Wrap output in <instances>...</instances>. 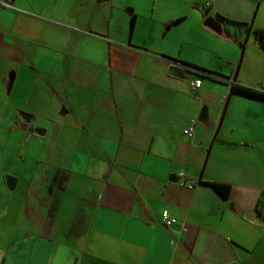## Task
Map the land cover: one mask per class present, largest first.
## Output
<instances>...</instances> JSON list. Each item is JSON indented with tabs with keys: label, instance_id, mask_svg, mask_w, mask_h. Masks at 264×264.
<instances>
[{
	"label": "crops",
	"instance_id": "1",
	"mask_svg": "<svg viewBox=\"0 0 264 264\" xmlns=\"http://www.w3.org/2000/svg\"><path fill=\"white\" fill-rule=\"evenodd\" d=\"M259 8L0 0V264H264L261 187L232 183L240 169L222 155L224 113L210 104L199 121L211 75L193 67L222 76L229 105L248 56L243 45L221 53L237 65L227 75L190 53L208 50L203 38L240 43L237 22ZM209 16L222 34L204 25ZM188 35L195 49L185 51ZM242 96L248 111H264V100ZM31 124L43 134L28 135ZM211 182L230 184L229 197ZM164 210L177 224H163Z\"/></svg>",
	"mask_w": 264,
	"mask_h": 264
},
{
	"label": "rangeland",
	"instance_id": "2",
	"mask_svg": "<svg viewBox=\"0 0 264 264\" xmlns=\"http://www.w3.org/2000/svg\"><path fill=\"white\" fill-rule=\"evenodd\" d=\"M258 1L260 2L258 11L253 10L249 14H245L247 20L241 19V21L247 23L253 22V29L257 27L264 28V0H257V3ZM179 32V30H176L171 35H179ZM242 33L243 37L240 43L203 38L202 42L205 43V46L207 45V51L193 48L188 35L185 40V51H190L188 48L195 49L196 51L192 50L193 52L190 53L193 56L195 55L197 61L202 57L207 65L212 64L214 67L223 70L227 75H231L233 72V75H235L237 65L229 62V59L224 58L223 60L220 54L231 55L234 53L235 47L233 46H237L241 54V45H244V51L249 62L247 66L243 63L238 74V81L242 85L264 91V51L255 38L254 30L248 31L244 26ZM178 45L180 46V42ZM203 81L208 90L204 95L206 102L202 107L211 104L213 109H219L220 114L224 113L223 123L219 130V139L226 141V149L222 155L233 167L240 169V172L234 170L233 173H230L231 175L229 174V177L233 180L232 183L257 185L261 187L259 192L264 198V111L261 114H257L253 109L248 111L249 108L246 105L250 104L247 102L251 101L238 94L232 95V100L228 105L227 94L224 98L220 96L229 90L227 82H224L225 80L211 76L203 78Z\"/></svg>",
	"mask_w": 264,
	"mask_h": 264
},
{
	"label": "trees",
	"instance_id": "3",
	"mask_svg": "<svg viewBox=\"0 0 264 264\" xmlns=\"http://www.w3.org/2000/svg\"><path fill=\"white\" fill-rule=\"evenodd\" d=\"M237 23L245 26L248 31L254 30L256 40L258 41L260 46L262 48H264V28L257 27L255 29H253V22L252 23L237 22ZM193 67L207 72L208 74H210L214 78H216L218 76L222 77L220 74L215 73V72L208 70L206 68L196 67V66H193ZM231 93H237V94H241V95H244V96H247L250 98L264 100V91L263 90H259V89H255V88H251V87L242 85L237 81H235L231 84ZM209 184L212 185L223 197H226V198L229 197V195L231 193V188H232V186L230 184L222 183V182H211Z\"/></svg>",
	"mask_w": 264,
	"mask_h": 264
},
{
	"label": "water",
	"instance_id": "4",
	"mask_svg": "<svg viewBox=\"0 0 264 264\" xmlns=\"http://www.w3.org/2000/svg\"><path fill=\"white\" fill-rule=\"evenodd\" d=\"M204 25L206 27H208L209 29L213 30L214 32L218 33V34H222L223 33V26L221 24V22L216 19L215 17L209 16L205 19L204 21ZM170 73L172 75H180L181 74V69L177 68L175 66H171L170 68ZM14 76L11 77V81L13 80ZM21 116L24 118V120L26 121V123H30L31 122V115L26 113V112H21ZM209 115H208V106H204L201 110L200 116H199V121L206 123L208 121ZM31 133H35V134H39L42 135L43 134V128L35 126L33 124H31L28 127V135ZM7 183H8V188L11 191H14L17 185V178H15L14 176L8 175L7 176ZM170 180L172 181H178L179 178L172 174L170 176ZM247 218L253 220L255 217L253 214H247L246 215Z\"/></svg>",
	"mask_w": 264,
	"mask_h": 264
},
{
	"label": "built area",
	"instance_id": "5",
	"mask_svg": "<svg viewBox=\"0 0 264 264\" xmlns=\"http://www.w3.org/2000/svg\"><path fill=\"white\" fill-rule=\"evenodd\" d=\"M202 84L201 79H195L191 82V85L195 88H199ZM193 132V126H191L190 128L185 130V133L192 135ZM189 187H193V184H189ZM162 221L163 224L166 227H171L175 224H177V219L175 217H173L168 210H164L163 214H162Z\"/></svg>",
	"mask_w": 264,
	"mask_h": 264
}]
</instances>
